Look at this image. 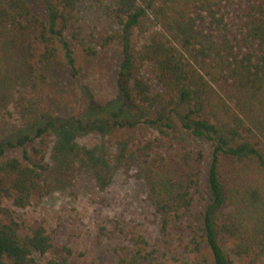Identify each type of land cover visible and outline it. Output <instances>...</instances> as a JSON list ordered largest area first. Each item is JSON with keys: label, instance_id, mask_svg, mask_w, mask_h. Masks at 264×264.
<instances>
[{"label": "trees", "instance_id": "obj_1", "mask_svg": "<svg viewBox=\"0 0 264 264\" xmlns=\"http://www.w3.org/2000/svg\"><path fill=\"white\" fill-rule=\"evenodd\" d=\"M91 1L115 30L87 33L83 0H0V264L52 251L46 229L16 211L50 194L60 133L96 124L162 220V245L137 239L124 264L173 254L172 224L188 232L187 260L173 264H260L264 0ZM109 76L111 94L97 96L90 80ZM65 251L48 264H69Z\"/></svg>", "mask_w": 264, "mask_h": 264}, {"label": "rangeland", "instance_id": "obj_2", "mask_svg": "<svg viewBox=\"0 0 264 264\" xmlns=\"http://www.w3.org/2000/svg\"><path fill=\"white\" fill-rule=\"evenodd\" d=\"M79 11L87 33L93 30L100 35L116 29L112 19L91 0H83ZM113 55L117 57L115 52ZM90 82L97 96L110 95L113 90V77L100 82L92 78ZM64 87L67 101L77 105L81 93L70 78H64ZM91 106L98 110V106ZM104 132L98 124L85 133L72 127L62 131L49 155L53 167L48 179L50 194L26 210L16 211L27 226L42 225L52 240V251L38 256L39 264L67 256L64 248L72 253L69 264H124L131 260L137 239H145L151 246L162 245V220L154 213L147 188L122 173L121 154L116 148H106ZM200 147L205 150L208 166L212 146L201 143ZM169 232L174 242L173 254L168 252L159 255L162 259L140 264H173L174 258L187 260L185 225L172 224ZM260 264H264V258Z\"/></svg>", "mask_w": 264, "mask_h": 264}]
</instances>
